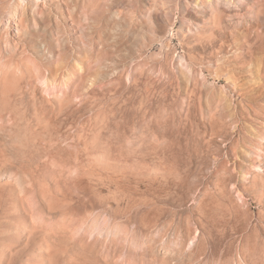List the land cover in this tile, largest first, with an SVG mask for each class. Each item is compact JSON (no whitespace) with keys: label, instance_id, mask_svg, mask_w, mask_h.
Returning a JSON list of instances; mask_svg holds the SVG:
<instances>
[{"label":"rangeland","instance_id":"1","mask_svg":"<svg viewBox=\"0 0 264 264\" xmlns=\"http://www.w3.org/2000/svg\"><path fill=\"white\" fill-rule=\"evenodd\" d=\"M0 264H264V0H0Z\"/></svg>","mask_w":264,"mask_h":264}]
</instances>
